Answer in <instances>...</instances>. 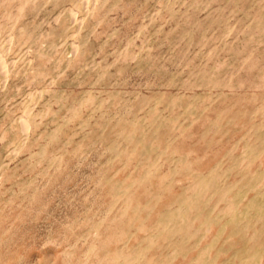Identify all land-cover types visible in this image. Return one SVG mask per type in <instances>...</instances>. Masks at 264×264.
Instances as JSON below:
<instances>
[{
	"label": "rangeland",
	"instance_id": "rangeland-1",
	"mask_svg": "<svg viewBox=\"0 0 264 264\" xmlns=\"http://www.w3.org/2000/svg\"><path fill=\"white\" fill-rule=\"evenodd\" d=\"M0 264H264V0H0Z\"/></svg>",
	"mask_w": 264,
	"mask_h": 264
}]
</instances>
